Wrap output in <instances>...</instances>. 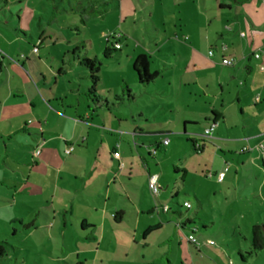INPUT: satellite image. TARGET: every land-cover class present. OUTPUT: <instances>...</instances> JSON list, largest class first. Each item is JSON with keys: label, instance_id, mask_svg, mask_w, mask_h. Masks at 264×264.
<instances>
[{"label": "crops", "instance_id": "1", "mask_svg": "<svg viewBox=\"0 0 264 264\" xmlns=\"http://www.w3.org/2000/svg\"><path fill=\"white\" fill-rule=\"evenodd\" d=\"M51 1L65 10L64 0ZM84 1L76 0L74 5L85 16L89 11L96 14L99 6L103 19L116 6L123 26L133 19L132 33L128 29L103 33V40L104 48L119 44L117 52L121 61L127 60L136 83H131L129 75L107 83L99 70L94 96L90 95V72L83 60L101 64L105 58L91 53L95 44L86 35L71 34L65 44H75L74 48L56 57L49 53L52 42H46L50 36H43L44 32L36 56L28 55L23 63L9 59L8 20L3 21L8 14L0 9V198L9 202L8 214L13 216L5 225L15 242L8 248L13 254L24 248L40 257L42 252L59 264H204L202 246L211 244L197 240L196 246L187 240L195 224L206 229L201 219L194 223L199 212L191 211L192 202L184 201L191 205L185 208L191 211L185 223H176L188 234L185 240L178 233L159 235L171 221L169 213L175 214L171 208L164 212L166 205L159 201L164 183L171 185L163 179L161 165L174 150L163 148L172 146V140L202 147L195 151L184 146L174 162V175L181 168V186L190 176L196 181L191 186L206 182L225 186L230 171L236 176L246 165L241 159L232 167L234 156L255 151L262 155L258 148L264 146V0H214L210 8L205 0H169V6L165 0ZM138 6L141 10L148 7L145 20L157 34L168 33V40L161 37L145 43L134 38L142 29L131 15L142 14ZM156 13L159 23L154 20ZM28 15L34 19L35 9H29ZM21 18V28L16 30L26 37ZM113 34L114 41L109 40ZM78 36L84 39L70 42ZM97 46L103 47L101 39ZM210 50L213 56L208 55ZM156 55L164 71L173 73H162L157 67L153 71L159 72L157 77L140 84L132 68L135 58L144 56L149 71L150 64L158 63ZM223 57L234 58L235 63L223 66ZM159 76L166 79L163 88L156 85ZM126 88L133 97L128 102L122 95ZM215 120L218 125L205 138V130ZM166 138L169 141L164 145ZM208 142L217 148L216 154L206 152ZM68 147L72 151L67 155ZM36 148H40L37 158L33 156ZM157 152L162 153L158 158ZM205 153L212 155L213 164L202 172ZM219 173H224L222 182L216 179ZM152 175L158 177L157 195L148 188ZM192 193L201 207L196 191ZM176 216L181 219L180 214ZM183 243L191 246L183 247ZM15 263L27 264L19 257Z\"/></svg>", "mask_w": 264, "mask_h": 264}, {"label": "rangeland", "instance_id": "2", "mask_svg": "<svg viewBox=\"0 0 264 264\" xmlns=\"http://www.w3.org/2000/svg\"><path fill=\"white\" fill-rule=\"evenodd\" d=\"M50 1L11 0V3L8 1V4H4L1 3L2 1L0 0V9L6 10L8 14L7 19L3 20L5 22L8 20V29L5 25L2 26L8 30L9 59L13 61L18 59L21 63H23L25 62L24 58L28 55L33 54L36 56L37 53L34 52L33 49L38 47L40 38L43 36H50L48 41L46 39V42H52L48 48L51 51L49 53L51 55H55L56 57H61L63 55V51H71V49L75 46V44H65L66 38H68L71 34L86 35L87 38L93 39L95 47L91 49V53L94 54L97 52L100 54V57H103L102 49L106 46L105 39L103 40V33H112L115 31L117 33H121L125 31V29L130 30V33H132L131 26L133 19H128L127 23L123 26V24L119 21V9L116 6L110 7L108 11L109 16L106 18H104V16L103 19H101L104 12L103 8H100L99 6L97 7L98 10H96V14L91 16L87 14L85 16L81 10H77L78 6L74 5L76 0H64V11L60 10L61 4L54 5V3ZM105 1L110 2L111 0ZM205 1L206 7L209 8L216 2L214 0ZM165 2L167 6L171 5V1L165 0ZM113 3L116 4L117 2L114 1ZM200 4H202V1ZM187 5H189V7L192 6L190 1L187 2ZM53 6L57 7L56 11L53 10ZM31 8L35 9L36 16L34 19L32 18V20H29L30 15L27 16V13H29V9ZM182 9H184V7ZM138 10L141 11L142 14H138V12L134 14L132 13V9H130L132 13L131 15H134V21L138 22L137 26H141L142 28L138 34H135L134 38L139 42L145 43L159 41L161 37L168 40V33L165 34L161 32L162 34H157L152 29L150 23L145 20L147 16L145 11L148 10V7L141 10V7L138 6ZM18 16L22 17L21 25L23 27L22 29L25 28V31H27L26 37L23 35L24 33L16 30L21 28ZM88 17L90 18L88 19ZM159 17L160 16L157 15V13L154 15V20L157 23H159ZM82 18L86 19L83 23L81 21ZM65 24H71L73 26L68 28L63 27ZM77 27L80 32H78ZM118 27L120 29H117ZM72 28L73 30L71 31L70 29ZM44 32L45 34L43 35ZM54 33H56L57 37L54 36ZM183 33L189 35V31L185 30ZM193 33L196 35L197 32ZM117 36L119 37L120 35ZM83 39L84 38H79L77 40L73 39L70 42L76 43L77 41H82ZM100 39L101 42L103 41L102 48L97 46V42H99ZM121 41L123 40L121 39ZM123 44L124 42L122 43V46ZM87 47L88 46H86V48ZM162 48L164 49L165 47ZM124 49L127 50V48ZM139 50L143 51V49L140 48ZM112 55L113 56L111 58H105L101 61L102 65L100 74L103 76L104 80L107 83L113 84V82H111L112 78L121 75L127 79V75H129L131 83H136L137 81L134 78L133 72L126 64L127 60L123 58L124 60L121 61L120 52H114ZM169 55L170 54H165L163 56ZM158 57L159 55L155 56L156 62L158 63L155 64L154 67L150 64V59L148 58V62L150 64L149 71L152 73L158 67V69L162 70V73L167 71V73L170 72L172 74L173 72L170 69H166L164 71L165 67L162 65L160 58ZM53 64L58 65L59 62L54 61ZM45 68H48L47 63L45 64ZM165 80V78H161L159 76L157 78L156 85L163 88L166 82ZM99 86L102 88L101 82ZM261 130H264V128L261 127ZM184 138L188 139L187 137ZM171 145L172 146L163 148L170 151L171 147H174V150L172 151L171 156L163 160V164L161 165L163 172L165 171L163 179H167L166 181L169 180L171 185L166 186V183L163 182V191L159 195V201L168 208H171L175 214L172 215L169 213L168 219H171V221L169 223H165L164 229L158 231L162 232L159 234L161 235V238L172 234L177 236L178 233L182 236L183 240H185L186 236L191 234L200 243H212L211 245L208 244L207 247L202 246L201 256L204 255V264H214L215 261L217 262L216 264H264V163L262 165V155H259L258 151H255L243 154L240 158H236V156H234L232 158L233 162L231 161L232 167L238 166L237 163L242 160L246 162V165L239 170L238 175L236 176L234 175L233 170L230 171L227 175V182L225 186L216 187L213 186V184L209 185V182H206V184L204 183L203 186H191L194 182H196L193 176H190L185 180V186H181V168L179 167V169H176V171L179 172L174 175L175 170H173L172 166L178 159V156L183 153L184 146L187 150H193V147L191 142L186 140L181 143H177L172 140ZM206 150V152L210 151L213 152V154H216L217 152V148L214 147L211 142L206 144ZM161 155L162 153L157 152V158ZM211 156L208 155V153H205L203 157L205 169L200 171L204 172L211 169V164H213ZM1 161L2 159H0V163ZM173 177L176 182H172ZM205 180L210 181L208 178ZM193 190L196 191L198 198L201 200V207H198L194 201L192 196ZM176 192H178L177 195ZM184 201L192 202L193 210L191 211L199 212V217L194 218V223L197 222L198 219H201L206 229L202 230L200 229V225L195 224L194 230L192 232H188L187 234L179 227H176V223L178 221H180V223H185L187 215L191 212L190 210L187 211L184 208ZM8 204V200L0 198V233L2 234L0 242H5L7 244L6 253H8L1 259L0 264H16V257H19L20 259L23 258L27 264H59L57 259L50 257V255L40 252V254L43 255L40 257L38 253L30 252L25 248L19 252L20 254L12 253L11 248H8V246L15 242L13 239L8 237L9 228L5 225V223H8V218L10 219V217L13 216V214H8ZM11 210L14 211L16 209ZM178 213L181 216L180 220L176 216L179 215ZM254 226L260 227L262 234L261 239L263 240L261 248L253 247L251 242L252 235L250 231ZM19 238L20 237H17L15 241ZM184 246L190 247L191 245L183 243V247ZM174 251L178 255L181 254V252L177 249V246H175ZM57 253L58 252H55V255ZM207 254L212 255L213 259H210ZM239 255H242L243 259H241Z\"/></svg>", "mask_w": 264, "mask_h": 264}, {"label": "trees", "instance_id": "3", "mask_svg": "<svg viewBox=\"0 0 264 264\" xmlns=\"http://www.w3.org/2000/svg\"><path fill=\"white\" fill-rule=\"evenodd\" d=\"M1 3H5V0H1ZM88 14H95L92 11H89ZM24 35V34H23ZM109 40L114 41L115 34L108 37ZM113 43V42H112ZM108 46L103 49L102 55L104 58H110L114 52H117L118 49L115 48V46ZM224 58V57H223ZM83 64L87 67L89 70V79L91 81V88H90V95L94 96V86L97 83V74L100 70L101 64L99 62H96L94 60L90 59H84ZM133 71L136 73L138 77V81L140 84H149L152 80H154L159 72H153L150 73L147 69V61L144 56H138L135 58L133 65H132ZM124 95V101L128 102L132 100L131 92L126 88L124 89V92L122 93ZM120 101H123L122 99ZM195 151H201L202 147L198 145V147L193 146ZM263 165V163H262ZM251 235H252V245L255 248H261L262 247V234L260 231V227L254 226L251 228ZM6 246L7 244L5 242H0V261L6 254ZM241 259H243L242 255H239Z\"/></svg>", "mask_w": 264, "mask_h": 264}, {"label": "built area", "instance_id": "4", "mask_svg": "<svg viewBox=\"0 0 264 264\" xmlns=\"http://www.w3.org/2000/svg\"><path fill=\"white\" fill-rule=\"evenodd\" d=\"M241 36H244V34H241ZM114 46H115L116 49H119V48H120L119 44H115ZM33 50H34V52L37 53V48H34ZM213 54H214V53H213L212 50H210V51L208 52V55H209V56H213ZM258 57H259V55L256 54V55H255V58H258ZM234 63H235V59H234V58H228V57L225 58V57H224V58H222V60H221V64H222L223 66H231V65H233ZM217 125H218V122H217L216 120L213 121L212 124H211V126H210L208 129L205 130V132H204V137H205V138L210 137V135H211L213 129H214ZM168 141H169V140L166 138V139H164V140L162 141V143H163L164 145H167V144H168ZM258 149H259V151L261 152V154H262V160L264 161V146H260ZM71 151H72V147H68V148L65 150V153L68 155V154L71 153ZM152 153H153V154L155 153V150H154V149L152 150ZM39 155H40V148H36V149L34 150V152H33V156H34L35 158H37ZM113 156H114V158L119 159V156H120V155H119L118 152H114V153H113ZM209 176H211V175H209ZM216 179H217L218 182H222L223 179H224V173H219V174L217 175V178H216ZM148 188H149V191H150L153 195H157V194H158V191H159V185H158V177H157V175H152V176L149 177V180H148ZM183 206H184V208H186V209H190V208H191V205H190L188 202H184V203H183ZM163 211H164V212L168 211V207H167V206H164V207H163ZM187 240H188L190 243H192V244L198 246V242H197L196 238H195L193 235L188 236ZM210 244H212V243H210Z\"/></svg>", "mask_w": 264, "mask_h": 264}]
</instances>
